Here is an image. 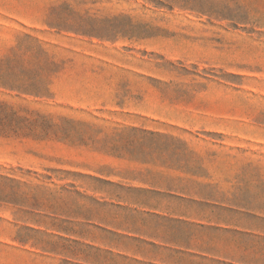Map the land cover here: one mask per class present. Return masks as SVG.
<instances>
[{"label":"rangeland","instance_id":"1","mask_svg":"<svg viewBox=\"0 0 264 264\" xmlns=\"http://www.w3.org/2000/svg\"><path fill=\"white\" fill-rule=\"evenodd\" d=\"M168 179L264 203V0H0V264H135Z\"/></svg>","mask_w":264,"mask_h":264},{"label":"crops","instance_id":"2","mask_svg":"<svg viewBox=\"0 0 264 264\" xmlns=\"http://www.w3.org/2000/svg\"><path fill=\"white\" fill-rule=\"evenodd\" d=\"M147 184L116 199L126 244L114 248L135 264H264V203L222 199L217 188L178 179Z\"/></svg>","mask_w":264,"mask_h":264}]
</instances>
